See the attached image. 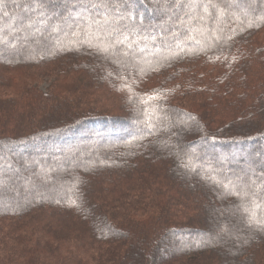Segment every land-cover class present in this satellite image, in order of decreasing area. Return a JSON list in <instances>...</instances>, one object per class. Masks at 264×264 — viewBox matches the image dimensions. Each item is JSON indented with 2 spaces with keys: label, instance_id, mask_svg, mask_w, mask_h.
<instances>
[{
  "label": "trees",
  "instance_id": "1",
  "mask_svg": "<svg viewBox=\"0 0 264 264\" xmlns=\"http://www.w3.org/2000/svg\"><path fill=\"white\" fill-rule=\"evenodd\" d=\"M257 161L264 0H0V264H264Z\"/></svg>",
  "mask_w": 264,
  "mask_h": 264
},
{
  "label": "rangeland",
  "instance_id": "2",
  "mask_svg": "<svg viewBox=\"0 0 264 264\" xmlns=\"http://www.w3.org/2000/svg\"><path fill=\"white\" fill-rule=\"evenodd\" d=\"M256 1L257 0H244V3L246 4V5H248V6H251V7H253V6H255L256 5ZM150 7V6H149ZM152 9V8H151ZM154 9V8H153ZM150 15H145V19H148V18H150L149 17ZM155 18H157V17H155ZM49 85H50V82L49 81H44V82H42V84L40 85V89H42L43 91H45V90H47L48 89V87H49ZM128 135H119V136H117V137H119V138H125V137H127ZM118 138V139H119ZM80 141L79 142H81L82 144H86V142H84V140H82V139H79ZM83 146V145H82ZM64 149H66V148H63V149H61L60 151L62 152ZM57 151H59V150H56L55 152H57ZM17 151H15V153H16ZM256 164H255V166H256V168H261L262 170H264V161H262V162H260V161H257V162H255ZM250 167V166H249ZM236 169H238V168H236ZM250 170L249 171H252L253 169L255 170V167L253 166V167H251V168H249ZM242 171H247V170H245V169H242V167H239V170H238V172L237 173H239V172H242ZM179 236L180 235H177V237L179 238ZM163 254H165V251H163Z\"/></svg>",
  "mask_w": 264,
  "mask_h": 264
}]
</instances>
